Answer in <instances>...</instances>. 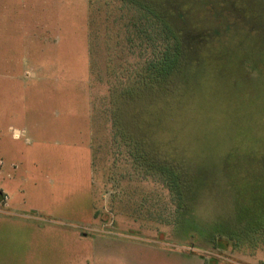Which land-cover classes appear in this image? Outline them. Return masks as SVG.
Segmentation results:
<instances>
[{
    "label": "rangeland",
    "instance_id": "374dc122",
    "mask_svg": "<svg viewBox=\"0 0 264 264\" xmlns=\"http://www.w3.org/2000/svg\"><path fill=\"white\" fill-rule=\"evenodd\" d=\"M149 1L191 49L187 99L153 117L146 62L166 42L139 6L0 0V264H264V238L230 221L263 185L264 0ZM141 133L187 156L184 213Z\"/></svg>",
    "mask_w": 264,
    "mask_h": 264
},
{
    "label": "trees",
    "instance_id": "16d2710c",
    "mask_svg": "<svg viewBox=\"0 0 264 264\" xmlns=\"http://www.w3.org/2000/svg\"><path fill=\"white\" fill-rule=\"evenodd\" d=\"M129 1L140 7L141 16L149 21L151 25H154L155 30H157V35L166 42L159 58L155 61L146 62V67L149 71L147 75L148 81L146 80V92H148L153 99L143 104L146 109V116L153 117L157 116L155 115L153 102H155L158 97L162 95H176L178 98L183 97L187 99V90L182 85L177 86V82L179 83V77L185 73L186 65L191 60L189 36L182 27L180 28L178 26V22L180 21L178 18L175 19L177 11L175 12L172 8L168 9L165 3L158 2L153 5L149 0ZM203 7L206 9L205 5ZM150 130L153 131L152 127H150ZM140 137L142 146H144V152H146L148 156L146 160H148L150 165L154 166L166 179V184L168 189L171 190L173 198H177L176 210L178 215L184 213L186 201L190 196V194H187V185L190 181V173L188 172L189 161L187 156H183L181 153L178 154V151H175L173 154V152H170L169 146L164 149L162 145L163 142L166 141L163 139L160 141L157 136L152 139V137L141 133ZM252 163H255V161ZM216 164L222 169V157ZM220 173H222V171ZM210 174L216 179V173L213 174L212 171ZM243 177L244 179L247 178L248 173H243L241 170L238 171L236 183L240 181L244 182ZM260 178L263 181V185L253 188L251 190L252 194L243 187L239 189L237 185V188L242 192V199L237 205H233V209H230L232 212V216L230 217L231 226L233 228L242 229L246 226L247 229L245 230L247 232L243 233V236H247L248 238L249 236L252 238L253 236L254 238L255 236H262V238H264V228H258L261 225H257V221H254V218L251 217V215L255 213L264 214V174L257 177V180H260ZM245 185H255L252 175ZM255 191H258L262 198L255 197ZM232 238L233 237H226L228 240ZM238 238H240V236H237L236 239L238 240Z\"/></svg>",
    "mask_w": 264,
    "mask_h": 264
}]
</instances>
